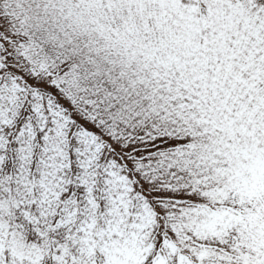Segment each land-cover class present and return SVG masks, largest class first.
Returning a JSON list of instances; mask_svg holds the SVG:
<instances>
[{"label": "snow or ice", "instance_id": "1", "mask_svg": "<svg viewBox=\"0 0 264 264\" xmlns=\"http://www.w3.org/2000/svg\"><path fill=\"white\" fill-rule=\"evenodd\" d=\"M0 264H264V0H0Z\"/></svg>", "mask_w": 264, "mask_h": 264}]
</instances>
